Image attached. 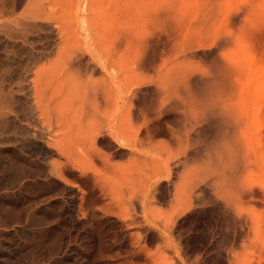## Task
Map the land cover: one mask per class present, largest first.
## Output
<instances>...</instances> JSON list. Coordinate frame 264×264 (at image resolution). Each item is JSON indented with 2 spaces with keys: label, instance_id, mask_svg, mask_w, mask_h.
Segmentation results:
<instances>
[{
  "label": "bare ground",
  "instance_id": "1",
  "mask_svg": "<svg viewBox=\"0 0 264 264\" xmlns=\"http://www.w3.org/2000/svg\"><path fill=\"white\" fill-rule=\"evenodd\" d=\"M0 264H264V0H0Z\"/></svg>",
  "mask_w": 264,
  "mask_h": 264
}]
</instances>
